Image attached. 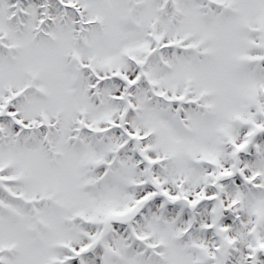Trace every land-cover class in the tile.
Returning <instances> with one entry per match:
<instances>
[{"label": "snow or ice", "instance_id": "obj_1", "mask_svg": "<svg viewBox=\"0 0 264 264\" xmlns=\"http://www.w3.org/2000/svg\"><path fill=\"white\" fill-rule=\"evenodd\" d=\"M0 264H264V0H0Z\"/></svg>", "mask_w": 264, "mask_h": 264}]
</instances>
